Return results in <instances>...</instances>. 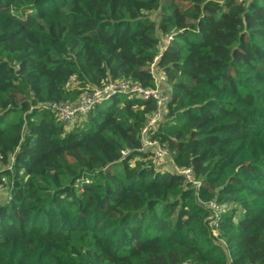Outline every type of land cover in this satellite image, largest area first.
I'll list each match as a JSON object with an SVG mask.
<instances>
[{
    "label": "trees",
    "instance_id": "16d2710c",
    "mask_svg": "<svg viewBox=\"0 0 264 264\" xmlns=\"http://www.w3.org/2000/svg\"><path fill=\"white\" fill-rule=\"evenodd\" d=\"M154 59L172 90L151 139L191 182L140 150L155 100L73 126L47 107L153 89ZM0 166V264H264V1L0 0Z\"/></svg>",
    "mask_w": 264,
    "mask_h": 264
},
{
    "label": "built area",
    "instance_id": "2783aa9c",
    "mask_svg": "<svg viewBox=\"0 0 264 264\" xmlns=\"http://www.w3.org/2000/svg\"><path fill=\"white\" fill-rule=\"evenodd\" d=\"M264 1V0H259ZM171 39V38H169ZM157 59H154L150 65V71L153 75L155 83L161 82V88L145 89L137 84H133L126 81H112L109 80L102 87L94 89L91 92L82 94L79 99L73 103H50L48 109H50L56 119L65 124L70 125L74 123H80L83 121V117L87 115L95 105L104 101L110 100L115 95L132 94V96L139 97L141 99H153L156 101L158 111L163 109V106L168 101L171 87L167 84L166 78L163 74H157L155 72V63ZM164 117H160L158 113L155 117H151L145 123L141 131V149L142 151L152 150L153 165L164 172V159L169 157V152L165 147L160 146L156 140L151 139L152 133L157 129L158 123ZM71 126V125H70ZM125 155V152H123ZM172 163V160H170ZM178 174L185 177L186 181H193L191 170L175 168ZM211 212V219L209 221V227L213 236H217V227L220 220L223 208L214 202H209L205 205ZM186 264V263H183Z\"/></svg>",
    "mask_w": 264,
    "mask_h": 264
},
{
    "label": "bare ground",
    "instance_id": "6f19581e",
    "mask_svg": "<svg viewBox=\"0 0 264 264\" xmlns=\"http://www.w3.org/2000/svg\"><path fill=\"white\" fill-rule=\"evenodd\" d=\"M155 72L157 73V74H163V76L166 78V74L163 72V71H160V70H158L157 68H155ZM153 76V75H152ZM111 80V79H110ZM109 81V80H108ZM107 81V82H108ZM166 81H167V79H166ZM107 82H105V83H107ZM104 83V84H105ZM103 84V85H104ZM102 85V86H103ZM101 86V87H102ZM161 88V82L160 83H156V87L155 88H153V89H156V88ZM151 89V88H150ZM122 96H132V94H122ZM136 97V96H135ZM170 97H171V92H170V95H169V98H168V101L165 103V105L163 106V109L161 110V111H158V109L156 108V111L152 114V115H150L149 117H148V119L149 118H151V117H155L156 116V114L158 113V115L160 116V117H164V115L166 114V110H165V107H166V104L170 101ZM144 101H147V100H149V99H143ZM49 105V104H48ZM48 105H47V107H48ZM94 108V107H93ZM51 111V110H50ZM92 111V110H91ZM90 111V112H91ZM89 112V113H90ZM53 113V112H52ZM88 113V114H89ZM54 114V113H53ZM87 114V115H88ZM87 115H85L84 117H83V121L85 120V117L87 116ZM148 119H147V121H148ZM146 121V122H147ZM158 143V142H157ZM159 144V143H158ZM160 145V144H159ZM160 146H162V145H160ZM163 147V146H162ZM148 151L149 150H146L145 152L146 153H148ZM169 152V151H168ZM150 153H152L153 154V151L151 150V152ZM164 160H172L171 159V156H170V154H169V157L168 158H166V159H164ZM152 161H153V159H152ZM171 163V162H170ZM170 166V165H169ZM172 167V168H171ZM171 167H169L170 169H167V170H169V171H172V172H174V173H176L177 174V172L175 171V169H174V164H173V161H172V163H171ZM176 168V167H175ZM8 169H10L9 167H8ZM165 169V168H164ZM164 171H166V170H164ZM3 179H5V178H1V181L3 182ZM212 234V233H211ZM183 264V263H182ZM186 264H188V263H186Z\"/></svg>",
    "mask_w": 264,
    "mask_h": 264
},
{
    "label": "rangeland",
    "instance_id": "374dc122",
    "mask_svg": "<svg viewBox=\"0 0 264 264\" xmlns=\"http://www.w3.org/2000/svg\"><path fill=\"white\" fill-rule=\"evenodd\" d=\"M70 125L73 126V124H70ZM166 166L171 167L170 160H164L163 167H166ZM3 169H6V168L0 166V170H3ZM1 183L3 185H0V205L4 204L7 201L8 193H9V190L7 188L6 179H3V182L1 181Z\"/></svg>",
    "mask_w": 264,
    "mask_h": 264
},
{
    "label": "crops",
    "instance_id": "0c3cea01",
    "mask_svg": "<svg viewBox=\"0 0 264 264\" xmlns=\"http://www.w3.org/2000/svg\"><path fill=\"white\" fill-rule=\"evenodd\" d=\"M165 168L170 169L168 166H166ZM171 168H172V167H171Z\"/></svg>",
    "mask_w": 264,
    "mask_h": 264
}]
</instances>
